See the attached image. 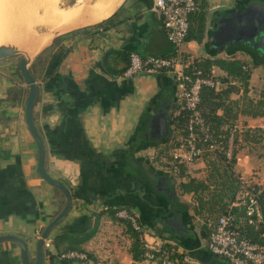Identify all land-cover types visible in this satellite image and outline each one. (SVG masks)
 <instances>
[{
    "label": "crops",
    "instance_id": "obj_1",
    "mask_svg": "<svg viewBox=\"0 0 264 264\" xmlns=\"http://www.w3.org/2000/svg\"><path fill=\"white\" fill-rule=\"evenodd\" d=\"M195 1L199 12L191 16L190 25L196 26V18L203 16L202 39L186 40L184 52L198 60L245 63L250 74L246 96L256 102L264 93L261 60L238 50V44L214 47L211 39L217 18L249 5L264 10V0ZM93 2L67 5L81 7L82 14L75 24L65 25L86 30L64 36L50 56L40 54L41 63L37 57L29 65L37 84L32 118L44 146V168L72 195L69 213L49 235L43 264H82L58 258V250L70 241L99 264H166L161 258H132V224L124 214L135 216L144 230L175 248L177 258L171 264H227L212 256L201 235L203 220L194 215V193L179 187L193 179L211 191L215 180L207 160L173 167L171 151L181 139L177 118L182 109L174 78L167 73L131 78L118 73L128 63L122 54L172 55L162 23L134 0H114L108 16L115 15L112 22L92 28L108 18L82 23ZM59 50L66 51L62 59ZM18 61H0V236L23 240L33 263L36 241L62 209L64 197L38 174L37 146L25 120L28 87ZM211 74L217 80L227 77L217 66ZM243 96L240 89L230 99L238 102ZM234 127L237 131L229 135L228 144L240 160L233 170L262 187L264 115L238 114ZM236 200L232 206L240 205ZM0 264H22L16 244L0 243Z\"/></svg>",
    "mask_w": 264,
    "mask_h": 264
},
{
    "label": "built area",
    "instance_id": "obj_2",
    "mask_svg": "<svg viewBox=\"0 0 264 264\" xmlns=\"http://www.w3.org/2000/svg\"><path fill=\"white\" fill-rule=\"evenodd\" d=\"M198 10L195 0H153L150 11L162 23L173 53L168 57L130 53L128 66L124 72L126 78L154 76L160 73H167L174 78L182 109L188 113V122L186 134L174 145L171 158L175 164L183 165L202 160L206 153L220 151V145L213 138L201 116L199 104L201 90L204 87L219 90L221 83L214 77L205 76L197 65L198 59L183 50L189 31V19ZM236 130L234 127L231 134L233 135ZM225 159L227 162H233L234 166L239 163L240 159L236 154L234 155L231 143L225 150ZM237 179L240 185L238 202L245 206L248 224H253L255 221L262 227L261 236L264 241V217L255 199L254 185L240 175ZM123 217L127 218L133 229L140 233L144 242V261H155L161 258L166 264H171L169 254L163 247L164 243L144 230L135 216L124 214ZM45 246L48 244L46 243ZM207 247L212 255L224 259L228 264H264V244L258 246L240 238L234 215L230 213L218 218L209 235ZM58 258L82 264H99L86 253L78 251L61 253Z\"/></svg>",
    "mask_w": 264,
    "mask_h": 264
},
{
    "label": "trees",
    "instance_id": "obj_3",
    "mask_svg": "<svg viewBox=\"0 0 264 264\" xmlns=\"http://www.w3.org/2000/svg\"><path fill=\"white\" fill-rule=\"evenodd\" d=\"M134 1L138 8L141 9H150L152 5V0ZM113 18H115V15H112L107 19L99 22L92 28H100L108 23H111ZM202 19V15H200L198 19L196 18V26L194 27L190 25L189 19V31L186 40L193 39L197 42L201 41L203 32ZM85 30L86 28H82L67 35L83 32ZM64 36L54 40L52 46L46 49L42 53V56H50V54L57 47ZM65 53L66 51L59 50L57 52L58 58L62 59L65 56ZM41 57H38L36 62H39V60H41ZM121 59L123 61H128L129 55L126 56V54H122ZM197 65L201 69L203 74L207 77H212L211 68L213 66L219 67L227 75L225 79H218L221 83V88L219 90H215L209 87H204L201 90L199 104L201 116L205 124L208 126L210 132L212 133L213 138L220 145V151L215 153H206L203 156V159L207 160V163L210 166L212 172V176L215 180L213 181L214 187L211 191L209 190L207 185L193 179H190L187 183L180 184L179 187L184 192L194 193V215L203 220L201 235L203 238L207 239V241L209 240V235L213 227L217 223L218 218L230 213L234 215L235 226L236 230L238 231L239 237L246 239L250 243L262 246L264 244L263 238L261 236L262 227L257 225L255 221L253 222V224H248L245 217V206H232V203L239 195L240 185L237 179L238 175H236L233 170V162H227L225 159V150L228 146V137L231 134L230 132L234 128V121L237 118L238 114H249L253 117H260L264 115V93H261L260 99L256 102L246 96L250 74L248 68L246 67V64L241 61L198 60ZM127 66L118 73L124 74ZM238 84L240 86H237ZM240 89H242L244 95L240 99V101L237 102L231 100L230 95L232 93L238 92ZM218 111H221V115L217 114ZM187 122L188 113L184 109H181V112L177 118V127L180 132L181 138H183L186 134ZM258 134H260L261 137L262 133ZM235 154L236 152H234V155ZM183 166V164L174 163L173 167H177L180 169L183 168ZM254 193L260 212L264 217V185L262 187L254 186ZM128 232L132 239L130 249L132 258L136 262L144 261V242L140 237V233L134 230L130 224L128 226ZM54 244L55 248H57L58 250L59 243L57 242V239H55ZM163 247L166 252H168L169 259L171 261L177 258V252L173 246L165 244ZM67 251L83 252V250L78 246L77 243H75L74 241H70L66 249L58 250L57 255ZM46 253L50 255L47 250ZM226 263L228 264V262Z\"/></svg>",
    "mask_w": 264,
    "mask_h": 264
},
{
    "label": "water",
    "instance_id": "obj_4",
    "mask_svg": "<svg viewBox=\"0 0 264 264\" xmlns=\"http://www.w3.org/2000/svg\"><path fill=\"white\" fill-rule=\"evenodd\" d=\"M92 0H85L90 3ZM76 23V22H73ZM213 34L211 44L214 47H233L238 44L244 48H238L247 56L255 61H260L264 65V10L254 5H249L243 11L237 10L235 13L217 18L213 23ZM79 28H73L71 25H63L60 27H52L51 31L41 36H48L49 41L46 46L39 50L32 57H22L18 61V70L24 84L28 87V94L25 104V120L28 130L33 137L37 146V171L40 177L53 186L64 197V205L58 214L48 223L39 235L35 246V259L31 263L28 255V247L20 238L13 235L0 236L1 242H12L20 249V257L22 264H43L44 247L48 241L51 232L66 218L72 207V195L69 189L48 175L44 168L45 151L42 140L34 126L32 112L37 97V84L33 76L29 72L31 65L36 58L51 46L54 40L64 35L70 34ZM22 47L16 43L0 45V61L13 58L19 54H24ZM251 50H248V49ZM26 50V49H25ZM21 90L19 93L21 94Z\"/></svg>",
    "mask_w": 264,
    "mask_h": 264
},
{
    "label": "rangeland",
    "instance_id": "obj_5",
    "mask_svg": "<svg viewBox=\"0 0 264 264\" xmlns=\"http://www.w3.org/2000/svg\"><path fill=\"white\" fill-rule=\"evenodd\" d=\"M76 1L78 0H0V45L10 43L23 44L20 47L23 48H21L22 51H25V55L19 54L13 58L19 60L22 57H30L33 53L32 50L35 48L34 46L40 43L38 41L35 44L32 42L36 41L38 37H45L44 39L47 41L49 37L41 35L50 32L52 24L55 25L54 27L61 25L59 24L60 18L56 17L57 13L60 12L63 15L64 12H68L70 9L81 8L78 6L67 7V5H73ZM20 29L26 32L29 42L25 43V41L17 37V32ZM30 43H32L31 50L28 47ZM29 51L32 53L30 54Z\"/></svg>",
    "mask_w": 264,
    "mask_h": 264
},
{
    "label": "bare ground",
    "instance_id": "obj_6",
    "mask_svg": "<svg viewBox=\"0 0 264 264\" xmlns=\"http://www.w3.org/2000/svg\"><path fill=\"white\" fill-rule=\"evenodd\" d=\"M114 0H94V2H93V4H92V6L90 7V9H89V11H88V13H87V16L85 17V19L82 17V19L84 20L83 22H82V20H81V22L83 23V24H92V23H94V22H97V21H100V20H103V19H105V18H107L110 14H111V12H112V9H113V5H114ZM81 9H70L68 12H64V14L63 15H61V13L59 12V13H57V11H56V17H59L60 18V22H59V24H61L60 26H63V25H65V24H67V23H73V22H78L79 21V18H80V16H81ZM85 13V12H84ZM31 22V21H30ZM80 22V23H81ZM81 23V24H82ZM75 24V23H74ZM73 24V25H74ZM53 26H51V27H54L55 25L54 24H52ZM80 25V24H79ZM59 26V27H60ZM75 26V25H74ZM77 26V25H76ZM57 27V26H56ZM17 34H18V36L17 37H19V38H21L23 41H25V43H27V42H29V38H28V36H27V34H26V32H24L22 29H20L19 30V32H17ZM48 37V36H47ZM45 37H38L37 38V40L35 41H33L32 43H37V41L38 42H40L39 43V45H38V43H37V45L36 46H34L35 48L33 49V50H35L36 49V47H37V49L35 50V51H33L32 50V52L33 53H37L39 50H41L44 46H46L48 43H46L45 44V42H46V40L44 39ZM31 40V39H30ZM24 43V42H23ZM32 43H30L29 45H28V47H30V50H31V45H32ZM19 45H23V44H19ZM42 45V46H41ZM23 49V48H22ZM30 52V51H29ZM32 52H30V54L32 53ZM32 53V54H33ZM31 54V55H32ZM34 54V55H35ZM33 55V56H34Z\"/></svg>",
    "mask_w": 264,
    "mask_h": 264
},
{
    "label": "flooded vegetation",
    "instance_id": "obj_7",
    "mask_svg": "<svg viewBox=\"0 0 264 264\" xmlns=\"http://www.w3.org/2000/svg\"><path fill=\"white\" fill-rule=\"evenodd\" d=\"M242 48H244V47H242ZM245 49V48H244ZM248 49V48H247ZM248 50H251V49H248ZM264 61V60H263Z\"/></svg>",
    "mask_w": 264,
    "mask_h": 264
}]
</instances>
